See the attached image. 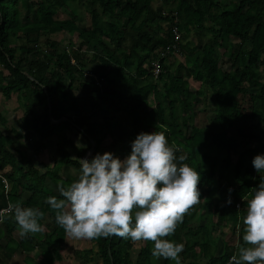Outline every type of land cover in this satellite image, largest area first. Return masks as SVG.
<instances>
[{
	"label": "trees",
	"instance_id": "1",
	"mask_svg": "<svg viewBox=\"0 0 264 264\" xmlns=\"http://www.w3.org/2000/svg\"><path fill=\"white\" fill-rule=\"evenodd\" d=\"M74 1L0 0V94L4 98L17 94L24 107L21 129L0 131V173L10 184L5 192L0 177V209L10 202L38 207L45 211L43 218L48 219L51 228L42 236L18 238L14 245L6 241L4 248L8 252L4 249L3 258L7 260L17 250L27 254L43 244L50 248L42 250V264L61 262V254L54 245L64 244L68 235L56 224L55 214L44 202L50 196L61 198L56 190L58 181L67 185L78 178L71 173L62 177L60 168L71 166L80 173L79 160L90 147L87 137H84L86 146L77 147L66 136L68 130L81 135L73 123L95 142L89 160L104 152L127 156L139 133L164 131L169 144L175 143L187 154L185 163L201 177L197 186L200 203L184 216L167 239L184 244L180 253L183 257L202 243L203 255L209 243L196 232H206L208 225L217 229L227 225L235 228L239 224L238 244H242L241 218L246 214L254 188L264 179L252 166L254 156L264 155V133H258L259 126L264 125V82L256 71L264 51V0H173L168 6L167 0L157 6L153 0H86L90 23L85 27L76 23L75 14L67 19L55 18L59 8ZM162 22L166 23V29ZM174 29L181 35L179 54L185 61L173 70L155 49L164 51L174 42ZM191 30L197 36L208 32L211 37L202 47L191 46L190 41L182 43ZM59 32L76 33V49L71 50L76 65L70 62L66 50L73 45L60 48V43L51 39L47 40L46 48L39 45L43 34ZM12 38L22 41L15 46ZM216 46L227 49L232 69L220 67ZM152 60H158L161 66L157 77L150 73ZM91 68L103 79L101 86L83 74L84 69ZM189 78L199 83V87L191 89ZM75 90L85 94L78 95ZM207 90L215 103L214 114L206 125L197 126L195 106L205 102ZM239 95L249 97L251 105L247 109L240 105ZM114 102L117 106L112 105ZM63 117L67 120L51 122V118ZM3 121L0 115V123ZM123 122L129 125V133L117 131ZM239 123H244L246 129L236 131ZM20 130L37 137L34 155L47 147V141L56 138L53 145L57 159L52 166H44L43 173L17 145ZM106 139L110 140L105 144ZM238 142H244L245 147L232 148ZM70 148L76 152L75 157ZM218 171L221 175L215 178ZM222 178L224 182L216 185ZM191 220L198 223L196 229L189 227ZM16 226L13 219H6L0 237L11 238ZM89 241L96 251L90 248L74 251L86 264L94 254L101 264H158L151 256L150 241H139L138 248L137 242L117 236ZM235 253L226 242L221 253H209L205 258L208 264H225ZM25 262L33 264L29 258ZM160 264L174 261L162 259Z\"/></svg>",
	"mask_w": 264,
	"mask_h": 264
},
{
	"label": "clouds",
	"instance_id": "2",
	"mask_svg": "<svg viewBox=\"0 0 264 264\" xmlns=\"http://www.w3.org/2000/svg\"><path fill=\"white\" fill-rule=\"evenodd\" d=\"M186 160L187 154L175 143L170 145L164 131L141 132L123 159L111 152L80 159L78 178L67 185L58 181L56 190L61 198L50 196L44 203L70 238L117 236L134 242L150 241L154 259L181 264L184 244L167 237L201 201L197 187L200 173ZM252 166L264 175V155L254 156ZM253 191L241 218L243 243L237 245L229 264H264V179ZM44 216L45 211L38 207L10 202L0 209V224L13 219L19 237L24 239L45 232L46 226L40 223Z\"/></svg>",
	"mask_w": 264,
	"mask_h": 264
},
{
	"label": "rangeland",
	"instance_id": "3",
	"mask_svg": "<svg viewBox=\"0 0 264 264\" xmlns=\"http://www.w3.org/2000/svg\"><path fill=\"white\" fill-rule=\"evenodd\" d=\"M86 0H76L73 3L65 6V7H61L58 9V11L55 13V18L57 19H67L70 18L73 14H75L76 17V23L79 26L85 27L88 26L90 23V17L88 14V11L86 9V4H85ZM229 0H226V2ZM164 0H153V5L157 6V5H161L163 4ZM173 2V0H167V4L165 6L171 5V3ZM163 29H166V23L162 22L161 23ZM206 25L209 26V22H206ZM210 34L208 32H203L200 36H197L195 34L194 30H191L188 35L186 36V38L182 39V43H184L185 41H190L191 42V46L192 45H196L199 47H202L206 42H208V40L210 39ZM13 39V43L15 44V46H17L18 44L21 43V39L19 38H12ZM55 40L58 41L60 43V48H65L66 46H71V45H76V43L78 42L76 33H68V32H59V33H55V34H49V35H42L40 37V41H39V45L42 48H46V42L47 40ZM235 41V40H234ZM71 44V45H70ZM90 51L87 52L88 57H90ZM216 52L218 53L219 56V65L223 70H227V69H232L230 67V62L228 60L227 54L225 52H227L226 48L223 47H218L216 46ZM155 53L160 56L161 58L165 59V63L166 65H168L170 67V69L174 68L177 66L178 63L180 62H184L185 58L182 54H175V53H164L161 50L155 49ZM225 53V55H224ZM259 66L256 68V71L258 72L259 76H260V81L264 82V51L261 53L260 57H259ZM148 65V64H147ZM92 69V68H91ZM93 70V69H92ZM190 81V87L191 89H195L199 87V83H197L196 81H194L192 78H189ZM250 92L255 91V89H250ZM76 94H85L82 91L79 92L78 90H75ZM126 94V93H125ZM124 94V97H127ZM205 94L207 97L205 102H201L199 104H196L195 109L197 111L195 117H194V123L197 126H204L208 123V121L211 119L212 115L214 114V110H215V103L211 101V93L210 91H205ZM22 100V99H21ZM238 100L240 102V105L244 108L247 109L250 105H251V101L249 99V97L247 95H239L238 96ZM23 103V100H22ZM113 106H117V104L114 102L112 104ZM22 121V118L19 120V122ZM129 125L126 124V122H123L122 125L119 126L117 131H120L122 133H129ZM246 129V125L244 123H239L235 126V130L236 131H242ZM66 136L69 137L77 147H83L86 146V141L84 139V136L81 134H76L73 131H66ZM258 133L259 134H263L264 133V125L261 124L258 128ZM28 137H31V143L32 145H35L36 143V138L35 136H31L29 135ZM110 139H106L105 140V144L109 142ZM56 141V138L53 137L52 139H50L49 141H47V148L42 151L41 155H43V158L40 155V152L38 153V157L35 158V160L33 161V164L37 167H41L44 168V166H52L55 163V160L57 159V154L55 151V147H54V143ZM250 145H254V143H249ZM21 149L23 150V147L20 146ZM33 147V146H32ZM31 147V148H32ZM244 146V142H238L235 145L232 146V148H235L237 150L243 149ZM70 153L73 157H75L76 152L73 151L72 148H70ZM27 155H34L32 153V149L29 150V152H27ZM117 155L119 156V158L123 159L125 156L122 155L120 152L117 153ZM29 157V156H28ZM41 157V159H40ZM235 158V156H233V159ZM9 169V168H8ZM71 173V175L73 176H78L79 172L71 166H61L60 168V175L62 177H65L67 174ZM220 172H216L215 173V178H218L220 176ZM224 178L222 179H218V183H216V185H218L219 183H223L224 182ZM48 185H52L49 181V179H46ZM8 187L10 186L8 180ZM218 193L215 192L214 196H216ZM23 195H25V192L23 191ZM48 219L43 218V225L46 226V230L44 233L48 232L49 230H51L50 227H48ZM240 225L238 224L236 226V229L239 230ZM225 233H227V238H228V243L230 245H232L233 243H235L232 238L235 240V236H231L229 233L231 232L230 228H226L224 229ZM0 233L4 234V230L2 227V224H0ZM42 234H36L34 236H42ZM229 236V237H228ZM69 236H66V240L65 243L62 245H54V248H57V250L60 252L62 260L61 262H55V264H86L85 261L83 259H80L79 257H77L74 253L75 250H79L82 251L84 249H93L94 251H96V247L95 245L90 242L89 240H76L73 238H68ZM20 239L19 235H18V228L16 226V229L13 232V236L10 238L6 235L0 237V264H27L25 262L26 258H29L31 261H33V264H42L44 261V256L42 254V250H49L50 246H45L43 244L37 245V247L28 252L26 254V252H21L19 250H17L16 252L13 253V255L10 258H3V252L6 250V252H8V249L4 248V244L7 242H9L10 244L14 245L17 241V239ZM237 243V242H236ZM139 242H137L135 244V247L138 248L139 247ZM5 249V250H4ZM87 264H101V259L94 254L93 258L91 260V262L87 263ZM196 264H199L198 262H196Z\"/></svg>",
	"mask_w": 264,
	"mask_h": 264
},
{
	"label": "crops",
	"instance_id": "4",
	"mask_svg": "<svg viewBox=\"0 0 264 264\" xmlns=\"http://www.w3.org/2000/svg\"><path fill=\"white\" fill-rule=\"evenodd\" d=\"M78 91L81 92V90H78ZM78 95H82V94H78ZM23 112H24L23 103L17 94H12L10 96V98H4V96L2 94H0V115L4 119V121L2 123H0V131L2 133H9V131L12 128H20L21 129V126H19V120L22 118ZM20 131H21L22 135L20 138L16 139L17 145L23 147V150L25 151L26 155L30 149H32V153H33V149H34L35 145H32V143H31L32 138L28 137V136L29 135L33 136L34 134L31 132L23 131V130H20ZM35 138L37 140L36 136H35ZM45 149H43L42 151H44ZM42 151H40V155H41ZM28 156H30V155H27L26 157H28ZM36 157H38V154L37 155H31V158L33 159V161L35 160ZM41 157L43 158V155H41ZM41 157H40V159H41ZM33 161H32V163H33ZM198 209L200 210L201 208L198 207ZM191 211L192 210H190V212ZM188 225H189V227L196 229V227L198 226V223L195 220H191ZM225 227L226 228L228 227L231 229L232 233H229L231 236H235V240L232 238V240L235 242L232 245H230L228 243V238H227L228 234L225 233V231H224ZM206 228H207L206 232L199 230L198 232H196V235H198V236L200 235V237L202 235L203 237L206 238V240L209 243L208 244L209 249L207 251H203V255H204L203 256L202 250H201V246L203 244L202 243L198 244V246H195L194 252L192 254L187 255L186 257H183L182 254H180L181 264H190V263H195V262H198L199 264H208V259L205 258V255L206 254L209 255V253H213L215 255H218L219 253H221L223 246L226 244V242L229 246H232L235 250H237V245L239 243L240 237H239V230H237L236 227L233 228L231 225H227V226L220 227V228L216 229V227H212V225H208ZM135 254H136L135 252L132 253L133 257ZM162 259L163 258L158 260V264H160L162 262Z\"/></svg>",
	"mask_w": 264,
	"mask_h": 264
},
{
	"label": "built area",
	"instance_id": "5",
	"mask_svg": "<svg viewBox=\"0 0 264 264\" xmlns=\"http://www.w3.org/2000/svg\"><path fill=\"white\" fill-rule=\"evenodd\" d=\"M180 39H181V35L180 33L174 29V42L170 45L167 46V48L163 51L164 53H175V54H179L180 53V47H179V42H180ZM73 49H76V46H72V47H66V50L68 51V55H69V59H70V62L74 65L77 64V61L76 59L73 57L72 53H71V50ZM81 52L84 51V48L80 50ZM150 73L154 76V77H157L160 73H161V66L158 62V60H152L150 62ZM83 74L85 76H88V77H92L95 82L97 84H99V86H101L103 84V79L101 77H98L96 74H95V71L94 70H91V69H84L83 70ZM0 177L2 178V181L4 183V188H5V192H7L8 190V183H7V179L5 177H3L0 173ZM231 258V256H230ZM229 258V260H230ZM229 260L225 263V264H229Z\"/></svg>",
	"mask_w": 264,
	"mask_h": 264
},
{
	"label": "water",
	"instance_id": "6",
	"mask_svg": "<svg viewBox=\"0 0 264 264\" xmlns=\"http://www.w3.org/2000/svg\"><path fill=\"white\" fill-rule=\"evenodd\" d=\"M24 74L30 79V80H34L33 77H31L29 74L25 73ZM42 88L45 90V88L42 86ZM47 105H48V108H49V113H50V103L49 101L47 102ZM67 120L66 117H63V118H60L58 120H54L51 118V122L53 123H60L61 121H65ZM73 126L76 127L80 132L81 134L84 136V137H87L89 142H90V147L89 149L86 151L85 155L82 157V159H88L91 154L94 152V147H95V142L92 138L88 137V135L78 126L76 125L75 123H73ZM113 264V263H112Z\"/></svg>",
	"mask_w": 264,
	"mask_h": 264
}]
</instances>
